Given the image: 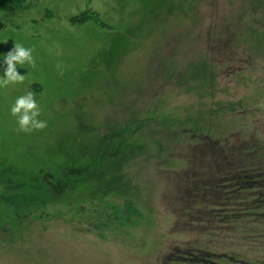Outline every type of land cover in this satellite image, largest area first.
I'll use <instances>...</instances> for the list:
<instances>
[{
	"label": "rangeland",
	"instance_id": "1",
	"mask_svg": "<svg viewBox=\"0 0 264 264\" xmlns=\"http://www.w3.org/2000/svg\"><path fill=\"white\" fill-rule=\"evenodd\" d=\"M15 42L35 67L0 88V264L264 258V219L218 214L264 170V0H27L0 14ZM28 91L47 127L25 133Z\"/></svg>",
	"mask_w": 264,
	"mask_h": 264
},
{
	"label": "trees",
	"instance_id": "2",
	"mask_svg": "<svg viewBox=\"0 0 264 264\" xmlns=\"http://www.w3.org/2000/svg\"><path fill=\"white\" fill-rule=\"evenodd\" d=\"M26 1L0 0V14H3L6 18L17 15L25 8ZM5 68L4 58L0 57V73ZM245 174L247 175L238 176L236 180L225 183L228 186L229 192L227 193L232 194L233 199L230 198L232 195H228V200H224L219 205L218 214L220 219L228 220L230 224L239 223V220L243 218H249V220L264 219V170L259 172L251 171ZM240 189L250 193L248 199L238 197L242 193ZM251 220L249 222L252 224L260 225L259 222H252ZM222 228H225V226ZM222 255H225L222 260L224 264H264V258L255 259L251 254L245 257L242 252L236 250L225 251Z\"/></svg>",
	"mask_w": 264,
	"mask_h": 264
},
{
	"label": "clouds",
	"instance_id": "3",
	"mask_svg": "<svg viewBox=\"0 0 264 264\" xmlns=\"http://www.w3.org/2000/svg\"><path fill=\"white\" fill-rule=\"evenodd\" d=\"M32 51V49L15 42L14 48L4 57L6 68L4 75L0 77V88L24 83L26 75L20 74L17 65L20 67H24L25 65L35 67ZM11 114L17 118L19 125L17 131L30 133L32 131L43 130L47 127V121L39 119L41 109L35 99V93L32 91H28L26 95H22L16 99L14 105L11 107Z\"/></svg>",
	"mask_w": 264,
	"mask_h": 264
}]
</instances>
